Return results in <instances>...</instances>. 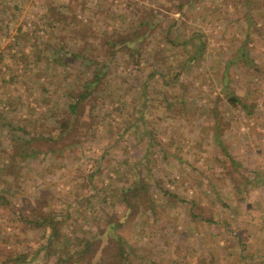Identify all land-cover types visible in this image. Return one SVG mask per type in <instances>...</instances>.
I'll return each instance as SVG.
<instances>
[{
	"label": "rangeland",
	"instance_id": "374dc122",
	"mask_svg": "<svg viewBox=\"0 0 264 264\" xmlns=\"http://www.w3.org/2000/svg\"><path fill=\"white\" fill-rule=\"evenodd\" d=\"M177 1L183 4L180 10ZM53 6L64 18L54 26L46 15ZM146 17L148 22L160 19L159 26L145 31L139 21ZM167 31L180 40L201 39L203 56L185 67L180 85L169 88L153 81L143 128L129 126L120 135L129 122L121 118L158 65L144 59L139 69L122 50L106 58L102 40L112 32H145L150 38L135 44L143 57L162 48L167 63L176 65L179 49L166 41ZM16 34L20 39L14 44ZM67 47L107 64L106 92L94 112L97 120L77 136L78 144L52 154L36 138L49 133V118L64 109L67 93L77 88L72 83H78L80 60L68 57ZM51 55L64 64L48 63ZM223 85L254 105L252 113L228 104ZM173 95L183 99L170 106ZM43 97H49L47 104ZM9 124L17 132L9 131ZM146 127L157 133L151 148L143 134ZM13 135L30 137L36 153L20 160L21 171L12 177L0 171V196L8 199L0 204L4 250L25 246L28 233L14 217L33 207L70 214L61 222L67 236L96 233L105 213L122 214L117 193L132 180L130 165L147 153L151 173L144 171L146 179L149 185L150 175L159 181L149 189L153 209L141 217L129 213L123 230L141 257L135 264H264V0H0V162L10 154ZM227 152L236 161L232 177L225 169ZM96 161L100 168L93 182L100 193L84 200L87 187L81 183ZM191 207L213 221L195 222Z\"/></svg>",
	"mask_w": 264,
	"mask_h": 264
},
{
	"label": "trees",
	"instance_id": "16d2710c",
	"mask_svg": "<svg viewBox=\"0 0 264 264\" xmlns=\"http://www.w3.org/2000/svg\"><path fill=\"white\" fill-rule=\"evenodd\" d=\"M182 6L183 4L179 1L175 3L176 10H180ZM47 14H50L49 24L52 26H54L55 22H61L64 19L63 14L56 11L54 6L49 7L46 15ZM72 17L76 18L75 14H72ZM149 18L152 20L153 16H149ZM73 21L75 20L73 19ZM157 21L160 22V19H157ZM157 21L148 22L147 19L139 21V23L144 25L146 27L145 31H147L148 29L153 30L156 26H159L160 23H157ZM74 31L79 33V29H75ZM103 34H105V32ZM149 38L150 36L145 32L141 34L134 33V35H118L112 32L102 40L101 48L106 58L113 59L116 52L122 50L127 52L132 58L134 66L139 69L143 68L141 62L144 61V59L145 61L154 59V63L158 65L156 70L149 71L147 79L145 78L143 81L139 89L138 99L132 105L131 109H127V117L121 118V122L125 123L128 118L129 122L127 126L124 125L122 127L123 132H121L120 135L124 134L125 131L129 129V126L134 127L135 125V127L140 126V128H143L147 118L146 114L149 109L148 101L152 98L149 95V91L153 81L161 83L169 88L180 85V76L185 70V67L195 64L203 56L205 51V43L201 39H195L194 36H192L186 40H180L172 36L171 31H167L164 34V38L168 43L173 45V47L179 49L177 64L172 65L167 63L168 59L162 52V48L153 49L146 58L143 57L144 51L136 47L135 44L143 39L148 40ZM13 39L15 42L14 44L19 43L20 38L17 34ZM44 43L47 48H54L50 41H44ZM64 47V44L60 46V48ZM57 50L58 49L53 50L52 54L56 53L55 51ZM66 53H68V57L80 60V66L76 67V81L78 83H72L73 86L75 85L77 88L75 90H70L73 91V93H67L68 102L64 109L60 110L57 116L55 115L49 118L51 121L49 133L39 135L36 138L39 142H46L52 154L62 153L66 149L69 150V146L78 144L79 141L77 136L80 138V136L87 133L92 121L97 120L98 114L94 112L97 109V105L102 100L101 95L106 92V89L102 87L103 78L106 76L107 69V64L105 62L99 63L96 57L81 55L68 47L65 49V54ZM241 56H244V60L251 61V59H248V53H242ZM51 62H55L58 65L64 64V62L62 63L61 60L57 59L56 55H51L48 63ZM40 89L43 92L48 91L46 86H40ZM223 90L224 98L228 104L239 106L248 115L252 113L254 105L244 102L241 97L226 87H224ZM48 98L49 97L42 98L44 104L48 103ZM182 99V96L173 95L168 104L173 106L177 104V102L182 101ZM21 130L25 131V129ZM9 131L17 132L11 124H9ZM144 133L146 135L147 147H153L157 141V133L150 127L144 128L143 134ZM13 136L14 138L10 139L12 148L10 154L6 155L5 159L0 162V171L11 173V177L12 173L15 174L21 171L22 165H19L20 160L36 153V149L32 147L33 145L30 137L22 138L23 135ZM20 140L23 142L18 143ZM214 140L220 146L221 140L219 139V133L214 134ZM164 153H166V151H164ZM148 155L150 154L146 153L141 156L142 158L144 157V161H142L141 158L138 163L133 162L130 165V172L133 176L132 180L126 186H121L117 193L124 204V210L121 215H117L116 210L110 214L105 213L106 217H103V224L98 231L92 235L72 234L67 236L65 232H62L61 222H63L62 219L65 218L64 216H70V214L66 215L61 212H54L50 208L42 210L34 207L28 211L29 213H18L14 218L21 221L20 223L23 226L24 232L28 233L26 235L25 246L13 252L4 250L3 247H0V264H135L137 261L136 259L141 257L136 255L131 247H129L123 230L124 227H126V219L129 213L137 214L141 217L145 215L146 209H153V202L149 189L151 185H156L159 181H157L156 177L150 175V179L148 180L151 185H149L146 179L144 171L146 170V173H151V167L147 165L150 160ZM225 155L226 158L224 160L228 164L225 165L226 173L232 177L234 174L232 168L236 164V161L231 157L230 153L227 152ZM137 164L138 167H136ZM99 168L97 161L96 164L94 162V168H92L85 177L83 183H81L82 186L87 187V192L85 188L84 192L86 193L82 196L84 200H89V198L97 192L100 193V189H98L93 182V178L95 177L94 173L96 170L99 171ZM101 191L103 192V189H101ZM164 191L175 200L183 201V199H180L179 196L174 194L170 189H165ZM7 202V197L1 195L0 204H7ZM231 213L233 214L232 210ZM189 214L191 219L197 223L213 221L211 217L193 213L192 207L189 210ZM34 231H36L39 236L35 237ZM237 235L239 236V234ZM28 236H30V238ZM238 239L240 240V237H238ZM153 264L155 263L153 262Z\"/></svg>",
	"mask_w": 264,
	"mask_h": 264
}]
</instances>
